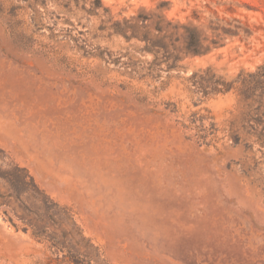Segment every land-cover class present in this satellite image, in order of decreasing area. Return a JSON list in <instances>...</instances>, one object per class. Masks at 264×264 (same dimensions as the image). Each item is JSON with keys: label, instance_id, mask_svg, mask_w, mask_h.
I'll return each instance as SVG.
<instances>
[{"label": "rangeland", "instance_id": "obj_1", "mask_svg": "<svg viewBox=\"0 0 264 264\" xmlns=\"http://www.w3.org/2000/svg\"><path fill=\"white\" fill-rule=\"evenodd\" d=\"M152 13L220 46L155 54ZM261 65L264 0H0V264H264V158L194 85Z\"/></svg>", "mask_w": 264, "mask_h": 264}, {"label": "trees", "instance_id": "obj_2", "mask_svg": "<svg viewBox=\"0 0 264 264\" xmlns=\"http://www.w3.org/2000/svg\"><path fill=\"white\" fill-rule=\"evenodd\" d=\"M139 18H141L143 25L148 20V17ZM164 18L163 15L152 13V51L155 54L163 48L166 51L168 50L170 45L173 44L168 43V40L179 43L184 41L185 44L180 52L185 57L207 54L212 47L220 46L219 40H210L205 37L204 33L193 23L189 22L187 25L177 23L173 26L171 21L164 24ZM220 22L219 19L210 22L215 37L238 35L237 31L232 30L230 27L221 26ZM181 30H184L183 33H181ZM210 70H206L205 74L208 75ZM196 75L193 74L192 79ZM201 77V81L194 82V85L202 89L205 94L210 92L215 94L234 92L236 94L240 108V121L232 123L227 133L232 141V148L244 145L243 152L251 155L250 158L254 165L258 166L262 162H258V160L264 158V65L259 66L256 71L241 70L232 81L222 80L221 77L214 81L212 78ZM258 154H260L259 159L256 158ZM250 169H253L251 165ZM79 250H77V256L80 257L76 256L72 261L73 264L99 262L96 257L91 256L89 253L81 255Z\"/></svg>", "mask_w": 264, "mask_h": 264}]
</instances>
